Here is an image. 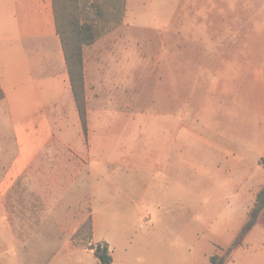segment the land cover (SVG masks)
<instances>
[{"label":"rangeland","instance_id":"rangeland-1","mask_svg":"<svg viewBox=\"0 0 264 264\" xmlns=\"http://www.w3.org/2000/svg\"><path fill=\"white\" fill-rule=\"evenodd\" d=\"M223 1L145 0L128 21L127 0H97V11L87 9L99 32L84 47L89 134L69 105L52 114L54 136L31 175L5 196L7 219L32 231L18 235L19 247L8 241L0 249V264H97L88 249L101 240L117 264H166V253L172 264H210L214 254L224 264H264V226L233 244L264 184L257 150L244 148L237 168L220 165L240 150L228 137L242 129L229 120L238 114L237 75L197 74L192 59L196 22L264 17L247 6L256 0H226L227 10L218 8ZM228 61L235 67L236 59ZM17 151L12 119L0 106V174ZM94 187L107 206L99 241L94 226L92 240L87 231L76 236L93 221Z\"/></svg>","mask_w":264,"mask_h":264},{"label":"crops","instance_id":"crops-1","mask_svg":"<svg viewBox=\"0 0 264 264\" xmlns=\"http://www.w3.org/2000/svg\"><path fill=\"white\" fill-rule=\"evenodd\" d=\"M257 1L259 0L247 6H250L249 9H260L264 15V3L261 0L258 3ZM223 2L224 4H217L218 8L229 9L226 5L227 1ZM145 3V0H127L126 21L133 11ZM162 29L163 33H169L171 30L169 26H164ZM149 40L153 41L152 36H149ZM192 59H195L194 68L197 74L235 72L237 75L238 114L230 117L229 120L236 119L235 125L238 124L237 126L242 129L237 134L238 138H231L233 133L231 130L228 137L241 152L236 149L237 157L227 155L220 165L239 167L245 161L244 148L249 147L256 148V158L258 161L261 160L264 156V17L210 19L196 22L192 26ZM228 59H236L235 67ZM228 63L231 64L230 68L227 67ZM85 80L88 92L86 66ZM209 97L206 95L205 100H209ZM213 97L216 99L215 96ZM211 102L210 97L209 104ZM65 105H69L73 110L76 109L78 113L62 41L56 27L52 0H0V106L6 107L12 119L18 143L16 155L0 174V204L3 209H0V218H2L0 249L2 250L6 249L8 241L19 247L18 235L21 233L26 235L32 231L29 227L22 228L20 218L13 222L7 219L8 213L4 208L5 196L26 174H30L34 160L54 136L52 114L55 112L59 116L61 114L59 110ZM218 112L219 109L216 114ZM224 116L225 114H221L220 118ZM219 136L225 137V133L222 132ZM169 147L170 143L165 149L169 150ZM167 161L170 164L171 159L168 158ZM98 176H102L100 171ZM95 187L92 193V218L94 238L99 241L96 233L104 224L100 213L105 211L107 206L100 203L102 198L97 193L98 188ZM15 217L18 218L20 215L16 214ZM7 234L9 237H6ZM67 245L75 249L82 248L71 243H66L65 246ZM88 250L94 252L93 249ZM112 253L114 264H117L114 252ZM168 255L166 253L167 260L164 259V262L172 264ZM182 263L188 264L186 261ZM97 264H99L98 258Z\"/></svg>","mask_w":264,"mask_h":264},{"label":"trees","instance_id":"trees-1","mask_svg":"<svg viewBox=\"0 0 264 264\" xmlns=\"http://www.w3.org/2000/svg\"><path fill=\"white\" fill-rule=\"evenodd\" d=\"M56 20V27L60 35L64 55L70 76L72 93L79 113L81 125L85 136H88V110L85 86L84 47L93 44L99 32L96 25L89 19L88 10H98L97 0H52ZM81 7V8H80ZM88 9V10H87ZM81 18H85L83 21ZM264 167V156L260 160ZM256 224L264 226V185L258 191L253 207L250 209L241 230L236 235L233 244H243L245 237L253 230ZM87 231L92 240L93 221L89 219L76 232V236ZM91 242V241H90ZM99 264H114V256L110 245L100 241L96 245L91 243ZM225 257L214 254L210 257V264H224Z\"/></svg>","mask_w":264,"mask_h":264}]
</instances>
